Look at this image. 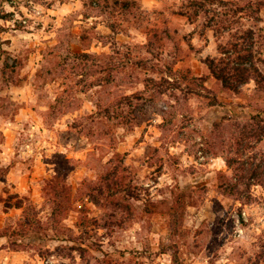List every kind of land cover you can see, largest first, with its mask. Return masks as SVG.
I'll list each match as a JSON object with an SVG mask.
<instances>
[{"label":"rangeland","instance_id":"obj_1","mask_svg":"<svg viewBox=\"0 0 264 264\" xmlns=\"http://www.w3.org/2000/svg\"><path fill=\"white\" fill-rule=\"evenodd\" d=\"M188 1L0 0V264H264V7Z\"/></svg>","mask_w":264,"mask_h":264},{"label":"trees","instance_id":"obj_2","mask_svg":"<svg viewBox=\"0 0 264 264\" xmlns=\"http://www.w3.org/2000/svg\"><path fill=\"white\" fill-rule=\"evenodd\" d=\"M263 0H256V4L259 7H264ZM212 5L216 6H222L224 8H229L232 10L233 16L241 15L244 8L239 7L237 4H234L232 2H223L222 0H189L186 2V4H183L178 12L179 15L184 17H189L190 13L194 14L196 18L200 17L202 13H206V8ZM216 11V10H214ZM241 17V16H240ZM231 46L234 47V52L237 56V59L234 62L225 63L224 61L221 62H214L211 61L209 64V70L211 75L217 80L220 81L225 88H229L230 90H233L234 93L240 92V87L247 84L250 80H253L255 83L256 88L254 89V94L258 97L261 95H264V75L262 74L260 70V65H264L263 60H261L260 57L254 54L253 51L247 50L246 48L243 50H240L238 48L237 43H231ZM245 52L241 54L242 52ZM86 55V54H84ZM245 64H248L249 66H244ZM232 82H235V85L232 84ZM229 83V84H226ZM259 115L253 116L250 120L256 122L255 124H250L248 127H246V134L242 135V138L244 139H255V142H259L264 137V126L259 125ZM245 129V128H244ZM236 140V138H235ZM236 145H238L237 142H235ZM233 144V140L231 142ZM231 165V163H230ZM229 166V164H228ZM247 175L249 174L254 181H257L258 184L263 185L264 184V166H261L258 168L257 166L253 167V169H250L249 171H245ZM240 177L238 178V180ZM238 180L237 184H234L231 186L237 193H238ZM121 181L118 180V184L120 185ZM97 190L96 188L93 189V191ZM102 195V192L99 194ZM6 202V210L10 209L12 207H15L17 209L22 208V203L17 202L14 205H7ZM30 225L27 224L25 221L19 224L20 232H12L9 236L7 234H2L0 237H9L11 238H17L21 237L23 235H26V231L29 230Z\"/></svg>","mask_w":264,"mask_h":264},{"label":"crops","instance_id":"obj_3","mask_svg":"<svg viewBox=\"0 0 264 264\" xmlns=\"http://www.w3.org/2000/svg\"><path fill=\"white\" fill-rule=\"evenodd\" d=\"M1 21H3V20H1ZM7 22V21H6Z\"/></svg>","mask_w":264,"mask_h":264}]
</instances>
